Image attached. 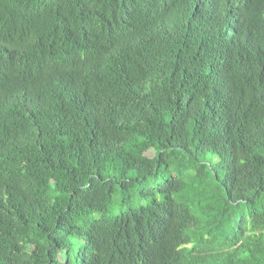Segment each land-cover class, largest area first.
<instances>
[{"label": "trees", "instance_id": "16d2710c", "mask_svg": "<svg viewBox=\"0 0 264 264\" xmlns=\"http://www.w3.org/2000/svg\"><path fill=\"white\" fill-rule=\"evenodd\" d=\"M2 71L0 264H264V0H0Z\"/></svg>", "mask_w": 264, "mask_h": 264}, {"label": "clouds", "instance_id": "9594fccd", "mask_svg": "<svg viewBox=\"0 0 264 264\" xmlns=\"http://www.w3.org/2000/svg\"><path fill=\"white\" fill-rule=\"evenodd\" d=\"M1 78H3V79L6 80V81H8V80L11 79V78H10L7 74H5L3 71L0 73V85H2V83H1Z\"/></svg>", "mask_w": 264, "mask_h": 264}, {"label": "rangeland", "instance_id": "374dc122", "mask_svg": "<svg viewBox=\"0 0 264 264\" xmlns=\"http://www.w3.org/2000/svg\"><path fill=\"white\" fill-rule=\"evenodd\" d=\"M151 153H152V152H151ZM71 243H72L73 245H74V244H77V245H78L79 242H78V241H75V240H73V241L71 240ZM61 255H62V254H61ZM62 256H63V255H62ZM62 256H61V258H62Z\"/></svg>", "mask_w": 264, "mask_h": 264}]
</instances>
